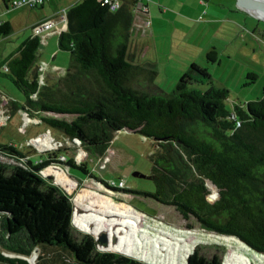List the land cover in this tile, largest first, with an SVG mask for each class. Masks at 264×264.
Returning a JSON list of instances; mask_svg holds the SVG:
<instances>
[{
  "label": "trees",
  "instance_id": "1",
  "mask_svg": "<svg viewBox=\"0 0 264 264\" xmlns=\"http://www.w3.org/2000/svg\"><path fill=\"white\" fill-rule=\"evenodd\" d=\"M136 2L122 0L116 12L99 0L71 7L67 28L57 38V49L69 54V66L53 84H40L43 46L37 37L27 39L3 64L26 99L21 107H10L66 142L79 143L91 160L102 159L120 131L163 141H154L149 176L154 193L117 191L170 208L190 231L226 243L236 240L264 257V90L260 99L228 110V90L193 64L172 93H156L155 65L130 53ZM11 32L9 23H0V36ZM206 59L218 62L215 48ZM138 82L155 93L137 89ZM65 151L39 155L34 163L23 150L0 145V264H145L100 251L94 237L73 228L72 198L42 176L56 165L92 178L87 164L65 159ZM202 251L196 248L186 264H222V252Z\"/></svg>",
  "mask_w": 264,
  "mask_h": 264
},
{
  "label": "rangeland",
  "instance_id": "2",
  "mask_svg": "<svg viewBox=\"0 0 264 264\" xmlns=\"http://www.w3.org/2000/svg\"><path fill=\"white\" fill-rule=\"evenodd\" d=\"M141 1L144 7L152 8L154 19L159 17L163 20L161 27L165 34L161 36L162 43L158 46L160 49L156 51V57L158 62L168 59L169 66L159 65L160 74L153 81L156 91L147 90L142 82L134 87L151 93L155 91L159 95L170 94L179 82V79L175 80L171 69L179 72L182 62L195 60L199 67L207 69L215 86L228 90L229 97L225 102L228 110L232 109L233 104L245 105L262 97L264 21L242 11L233 10L229 13L226 10L230 21L227 19L220 25L211 24L209 27L204 15L198 18L194 11L182 10L181 1ZM175 11H181L182 14ZM149 22L148 26H151L150 19ZM19 41L21 39L0 36V93L5 96V99L0 97V145L23 150L34 163L39 160V155L65 148V159L73 158L76 165L87 164L92 178L73 168L61 166L59 170L56 165H50L42 172L43 177H51L50 180L72 198V224L76 231L94 238L105 234L107 243L99 244L100 251L121 254L145 264H186L196 248H202L206 255L215 254L217 250L222 252V264H264L263 256L249 251L236 240L226 243L223 238L188 230L170 208L142 196L106 188V184L122 181V191L154 193L155 186L149 176L155 163L152 160L157 149L155 140L120 131L113 138L105 156L91 160L79 143L66 142L56 132L47 130L42 122L27 116L22 119L20 113L14 112L16 109L10 107L11 102L21 107L26 99L7 77L8 73L1 63L13 52ZM171 43L172 52L169 53ZM207 46V52L211 48L216 49L218 62H207V53L203 54ZM52 49L59 53V58H64L65 69H68L69 54L57 50V39H54ZM250 74L252 78L247 80ZM195 88L205 91L208 86L198 85ZM21 125L23 130L19 129ZM51 140L54 147L39 153L35 145ZM33 141L36 144H30ZM135 173L148 178H135Z\"/></svg>",
  "mask_w": 264,
  "mask_h": 264
},
{
  "label": "crops",
  "instance_id": "3",
  "mask_svg": "<svg viewBox=\"0 0 264 264\" xmlns=\"http://www.w3.org/2000/svg\"><path fill=\"white\" fill-rule=\"evenodd\" d=\"M9 1L10 0H0V23L7 22L11 26L12 32L6 38L21 39V41L17 43L16 47L13 49V52L8 56V58L5 59V61L3 62L1 61V64H4L12 57H15L18 52V49L27 39L37 37L43 46L39 55L40 77L44 79L45 84H53L58 79L65 76L67 69H65L64 58H59V53L52 49V43L54 39H57L58 35L60 34V31L58 30L62 28V17L64 13H66L71 7L81 2L82 0H46L41 6L37 8H12L9 4ZM178 1H181L183 4L182 10L194 11L195 15H198V18L204 15L206 19V24H208L209 27L212 25H220V22L226 21L227 19L228 21H230L229 15L226 16V10H229V13H231V11L233 10H238L235 7V3L233 0ZM216 9L218 10L216 11ZM163 12L164 9H162L161 13ZM178 12L181 13V11H177L176 13ZM153 13L154 11H152V8L150 7H146V12L144 14L136 13L134 16L133 12V27L131 31L130 48L136 61L153 63L156 67V76H158L160 74L159 65L161 64L163 66H169V61H167V59L165 60V62H158V59L156 57V51L160 49V47L158 46L162 43L161 36L163 35L162 37H164L165 31L161 27L163 20L159 17H156L157 19H154ZM149 19L151 20V26H146L145 22ZM48 21H53L56 27L51 28L50 30L41 29L39 32H35L34 29L40 28L42 24ZM204 29L206 28L204 27ZM171 45L172 43L170 44V46ZM171 50L172 46L169 49V53L172 52ZM208 50L209 47L207 46L204 49L203 54L208 53ZM44 53L45 56H43ZM50 59L51 61L49 62ZM193 64L199 66L195 62V60H191L189 62H182L180 65L179 72H175L173 70L174 68L171 69L174 73L173 76L176 78L175 80H180V78L187 73L189 67ZM4 69L6 70L5 67ZM0 97L4 98L5 96L0 93ZM15 109L16 111L14 112L20 113L21 118L23 119V117H25L24 114L21 113L18 108ZM21 127H23V125H21L19 129ZM20 130L23 129L21 128ZM36 148L38 149L37 146Z\"/></svg>",
  "mask_w": 264,
  "mask_h": 264
},
{
  "label": "built area",
  "instance_id": "4",
  "mask_svg": "<svg viewBox=\"0 0 264 264\" xmlns=\"http://www.w3.org/2000/svg\"><path fill=\"white\" fill-rule=\"evenodd\" d=\"M46 0H10L9 4L12 8H20V7H28V8H36L41 6ZM99 2L108 8L110 12H116L120 9L122 0H99ZM133 12L136 14H144L146 12V7L142 5L141 0H137L135 7L133 8ZM146 26L150 24L149 20H146L145 22ZM56 27L54 25V22L48 21L40 26V28L34 29L35 32H39L41 29L44 30H50L51 28ZM67 28V19H66V13H64L62 17V28L58 31L63 32ZM44 79L40 78V84L44 85ZM32 100H36V95L33 94L30 96ZM8 119V117H7ZM106 188L110 191H117V190H123L124 183L122 181L118 182V184H115L112 182L110 185H106Z\"/></svg>",
  "mask_w": 264,
  "mask_h": 264
},
{
  "label": "water",
  "instance_id": "5",
  "mask_svg": "<svg viewBox=\"0 0 264 264\" xmlns=\"http://www.w3.org/2000/svg\"><path fill=\"white\" fill-rule=\"evenodd\" d=\"M235 7L245 13H248L249 15L255 17L258 20L264 21V19L259 18L253 13H259L264 16V0H234ZM159 142H163L161 140H155ZM59 170H61L60 167H58ZM133 177L140 178V179H147L148 177L140 175L138 173L133 174ZM48 179H51V177H48ZM209 203H212L211 200L208 199ZM95 241H97L99 244L104 245L107 243L106 235L102 234L100 237H95Z\"/></svg>",
  "mask_w": 264,
  "mask_h": 264
},
{
  "label": "bare ground",
  "instance_id": "6",
  "mask_svg": "<svg viewBox=\"0 0 264 264\" xmlns=\"http://www.w3.org/2000/svg\"><path fill=\"white\" fill-rule=\"evenodd\" d=\"M253 15L259 17V18H262L264 19V16L259 14V13H253ZM27 126V125H26ZM33 143L36 144L35 141H33L32 143L30 142V144L33 145ZM34 144V145H35ZM38 147V149H40L41 151H46L47 149H51L54 147V144L52 143V140L51 141H41L38 145H36ZM1 159V158H0Z\"/></svg>",
  "mask_w": 264,
  "mask_h": 264
},
{
  "label": "clouds",
  "instance_id": "7",
  "mask_svg": "<svg viewBox=\"0 0 264 264\" xmlns=\"http://www.w3.org/2000/svg\"><path fill=\"white\" fill-rule=\"evenodd\" d=\"M218 198V193L213 195V199H217Z\"/></svg>",
  "mask_w": 264,
  "mask_h": 264
}]
</instances>
